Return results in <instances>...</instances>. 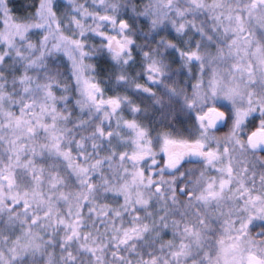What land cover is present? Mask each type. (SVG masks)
<instances>
[{"label": "snow or ice", "instance_id": "snow-or-ice-1", "mask_svg": "<svg viewBox=\"0 0 264 264\" xmlns=\"http://www.w3.org/2000/svg\"><path fill=\"white\" fill-rule=\"evenodd\" d=\"M0 264H264V0H0Z\"/></svg>", "mask_w": 264, "mask_h": 264}, {"label": "trees", "instance_id": "trees-1", "mask_svg": "<svg viewBox=\"0 0 264 264\" xmlns=\"http://www.w3.org/2000/svg\"><path fill=\"white\" fill-rule=\"evenodd\" d=\"M15 2H16L17 4H19V3H22L23 0H15Z\"/></svg>", "mask_w": 264, "mask_h": 264}]
</instances>
